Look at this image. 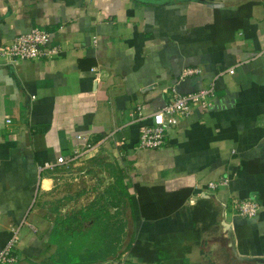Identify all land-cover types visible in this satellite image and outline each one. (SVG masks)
I'll use <instances>...</instances> for the list:
<instances>
[{"label":"crops","instance_id":"crops-1","mask_svg":"<svg viewBox=\"0 0 264 264\" xmlns=\"http://www.w3.org/2000/svg\"><path fill=\"white\" fill-rule=\"evenodd\" d=\"M34 27L56 55L0 56V248L20 226L14 264H56L50 233L72 212H52L50 196L76 134L99 144L92 156H109L131 195L116 251L87 264H147L130 255L134 242L183 230L196 232L185 257L159 264H264V0H0V46ZM211 83L206 110L179 118L159 148L138 146L136 106L149 116L172 88ZM134 184L192 192L146 219ZM241 199L259 202L254 217L236 214Z\"/></svg>","mask_w":264,"mask_h":264},{"label":"trees","instance_id":"trees-1","mask_svg":"<svg viewBox=\"0 0 264 264\" xmlns=\"http://www.w3.org/2000/svg\"><path fill=\"white\" fill-rule=\"evenodd\" d=\"M120 172V171H119ZM127 176L123 174L115 175L114 185L110 186L111 198L119 197L130 200V193L127 189ZM125 182V183H124ZM136 193L140 210L144 218L161 217L174 212L191 195L192 189L189 187L181 188L176 191L167 192L162 186L144 187L138 184L133 185ZM114 204V201H111ZM160 204L163 208L161 213L150 212V206ZM155 208V207H154ZM103 212L105 214H101ZM108 210L104 205L92 203L86 208H81L67 216L62 222L54 225L50 233V243L57 246L58 258L56 264H87L101 261L112 255L116 251L118 238L109 242V230L113 223L106 218ZM162 216V217H163ZM76 223L73 225V223ZM67 225V228L65 226ZM123 225L118 226L115 233L121 234ZM196 233V232H195ZM195 233L183 230L175 233L160 234L155 236L153 241H136L130 246L129 253L141 262L147 264H159L161 261L172 258H184L189 251L186 245L189 237L195 238Z\"/></svg>","mask_w":264,"mask_h":264},{"label":"built area","instance_id":"built-area-1","mask_svg":"<svg viewBox=\"0 0 264 264\" xmlns=\"http://www.w3.org/2000/svg\"><path fill=\"white\" fill-rule=\"evenodd\" d=\"M49 32L39 27L31 28L28 32L18 34L9 43L0 46V56L8 63L23 60L49 59L56 55L59 47L51 43ZM198 68H186L182 77L199 73ZM229 73L233 70L229 69ZM215 95L213 83L206 88L188 93H179L172 88L171 99L163 106L153 111L149 116L142 114L139 106L132 111L133 119L138 126L140 148L156 149L162 146L167 132L182 118L190 114L194 109L206 110L212 103ZM9 121V120H8ZM76 139L81 140V144L76 146L72 154L68 157L58 156L57 165L64 167L76 162L78 159L90 157L98 149L99 144L93 143L84 134H76ZM117 145H121L118 143ZM209 189L218 187L217 183L209 182ZM261 205L255 199H241L237 202L236 214L251 218L260 210ZM19 227L12 230L9 241L0 248V264H14L17 256L14 254V247L17 241ZM120 264H125L122 261Z\"/></svg>","mask_w":264,"mask_h":264},{"label":"rangeland","instance_id":"rangeland-1","mask_svg":"<svg viewBox=\"0 0 264 264\" xmlns=\"http://www.w3.org/2000/svg\"><path fill=\"white\" fill-rule=\"evenodd\" d=\"M84 158L62 168L56 174L58 185L54 194L50 196V208L58 215L62 210H67L66 213L70 214V212L86 208L92 203H97L98 206L104 205L108 210L107 215L104 216L113 223V227L108 233L110 234L108 243L112 245L118 235L120 241L121 235H116L115 231L119 225L123 224L120 221V215L124 213L127 204L125 205L126 200L123 197L111 198V192L108 191L109 188H112L110 186L114 185L115 175L120 172L124 176L125 174L121 169H117L115 163L108 161L110 157L106 154ZM111 201H114V204ZM58 218L59 216H57ZM75 224L74 222L73 225Z\"/></svg>","mask_w":264,"mask_h":264}]
</instances>
